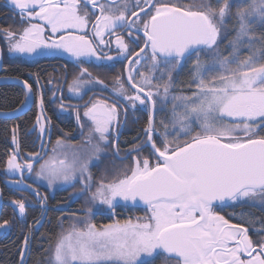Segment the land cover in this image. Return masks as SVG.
<instances>
[{
	"label": "snow or ice",
	"instance_id": "obj_1",
	"mask_svg": "<svg viewBox=\"0 0 264 264\" xmlns=\"http://www.w3.org/2000/svg\"><path fill=\"white\" fill-rule=\"evenodd\" d=\"M7 5L20 18L19 27L0 28L9 55L66 57L78 69L71 80L65 70L54 78L57 84L47 81L61 114L73 116L76 124L55 142L39 79L35 90L28 80L20 81L23 98L10 112H0L11 118L34 102L39 109L31 129L38 150L22 155L14 128L16 147L4 169L19 177L11 186L33 197L13 199L14 212L24 218L29 207L41 209L24 234L20 264H27L48 200L26 176L48 190L73 188L62 207L82 196L90 205L79 210L83 217H67V227L58 218L60 231L54 241L49 237L47 264H154L156 257L164 264H264V219L253 238L248 227L215 210L227 202L264 207V0H7ZM116 63L122 68L111 87L84 66L112 69ZM186 66V81H177ZM64 83L68 99L82 104L64 103ZM130 111L147 113L136 137L144 139L122 153L119 140ZM76 136L79 142H68ZM121 202L140 203L145 214L135 221L92 222L105 206L114 211ZM10 228L9 220L0 222V229Z\"/></svg>",
	"mask_w": 264,
	"mask_h": 264
},
{
	"label": "trees",
	"instance_id": "obj_2",
	"mask_svg": "<svg viewBox=\"0 0 264 264\" xmlns=\"http://www.w3.org/2000/svg\"><path fill=\"white\" fill-rule=\"evenodd\" d=\"M1 22L5 23L6 19L2 18ZM43 64L44 63L40 62L31 63L23 60L5 59L1 70V76L27 80L29 74L36 73L43 79L46 75ZM22 98L23 89L21 87L13 84L0 85V112L11 111L19 104ZM44 112L50 116L53 126L52 142L55 141L58 135H62L64 132H71L76 127L74 117L61 115L53 104H44ZM37 113V107L34 105L28 112L20 117L14 119L0 118V189L3 197L0 222L7 219L10 221L11 225L10 230L0 229V264H19V249L22 247L24 234L30 231L29 225L34 224L36 220L39 219L41 213L39 206L29 207L26 210V216L20 218L18 212H14L11 201L13 199L22 198L33 199V197L27 192L15 191L4 185V181L9 179L8 174L4 171L5 161L10 151L16 147V145L12 143L13 129H17L18 146L22 155L37 151L39 148L40 142L37 132L31 131L36 122ZM134 138V136L123 137L124 143L132 145L134 142L138 141H135ZM78 139H80V136L71 140L77 142ZM93 170L96 169L94 168ZM40 189L47 191L45 188ZM69 190H59L54 194H47V213L44 217L42 226L33 234L31 252L26 257L27 264H37L38 261L39 264L46 263V249L50 243L49 237L54 241L56 234L60 231L58 227V218L64 217V225H69L71 221L66 219L67 217L71 216L73 213L77 216H84L85 212L79 210L90 207V205L85 203L87 199L86 196L69 202L66 208L62 207L63 203L67 201L69 193H71ZM120 208L121 207L117 206L113 215L106 213L97 214L92 217V222L99 226L114 222L115 220L124 221L125 218H127V214L129 218H132L141 213L139 210L136 212V209H133V207L126 208L129 213L121 212ZM239 211L240 212L233 214L231 217L232 220L242 223L252 232H255L254 229H259L261 227L259 221L260 219H264V207L260 205H244ZM42 236L43 238H41Z\"/></svg>",
	"mask_w": 264,
	"mask_h": 264
},
{
	"label": "flooded vegetation",
	"instance_id": "obj_3",
	"mask_svg": "<svg viewBox=\"0 0 264 264\" xmlns=\"http://www.w3.org/2000/svg\"><path fill=\"white\" fill-rule=\"evenodd\" d=\"M2 18L6 19L5 23L1 22ZM19 26H20L19 15L13 13V11L8 7L5 0H0V28H7V27L17 28ZM231 35H233V34H227L224 36L223 40L221 41V48L224 47V45L227 43L228 39H230ZM0 48L2 51V55H3V65H4L5 59L23 60V61H27V62H31V63H39V62L44 63L43 68H44V71L46 72L45 77L42 79L41 76H39L38 74L32 73V74H29V76L27 77V80L29 81V83L33 84V87L35 90L36 80L39 79L40 83L45 85V87L42 89L44 104H53L55 106V108H57L59 113L61 114V112L59 110L60 101L58 99H56V100L53 99L52 86L47 85V81L49 79H53V84L54 85L57 84L58 81L54 78L63 77L65 74V70H67V72H68V80H71L72 76L75 74L76 71H78V69L74 68V66L70 62H67L66 57L63 59L58 58V57H34V58H30V59H21V58L13 57V56L9 55L7 48L4 46L2 41H0ZM109 54L115 55L114 52L109 53ZM66 63H67V68H65ZM3 65H2V68H3ZM84 66L89 67V70L93 72L94 76H99L101 79H104L105 82L108 83L110 87H111L112 79L114 78V76L116 74H118L121 71V68H122L121 63H116L115 67L112 69H108L106 67H94V66H91L88 64H85ZM0 78H3V76H1V71H0ZM186 79H187V66L185 67V69L181 70V72L178 74L177 81H186ZM63 88H64L63 94L65 97L64 103H66V104L71 103V104L75 105L77 103L82 104L84 102L82 100L78 101L75 99L69 100L68 99V92H67V83H64ZM57 95H60V93H57ZM89 95H91V93L85 95L84 100H87ZM104 95H107V93H104ZM34 105H36L35 102L33 103L32 106H34ZM36 107H37V105H36ZM37 111H38V108H37ZM81 111H82V109H81ZM44 114L50 119V116H48L45 112H44ZM61 115H64L66 117H73V116L68 115L67 113H64ZM146 121H147V113L146 112H135V113H133L131 111L129 112L128 123L124 127L122 134L120 136V140H119V148H120V151L122 153L124 151L130 149L131 147H133L139 143H142V141L144 139L143 136H140V139L137 142H134L132 145L125 144L123 137L125 138L128 136L129 137L134 136L135 137L134 139L136 141L137 140L136 137L141 133V130L144 128ZM51 127H52V133H53L52 123H51ZM45 139H47V137H45ZM51 139H52V137H51ZM49 147H51V145H49ZM147 154H148L147 150L145 149L143 151L142 155H147ZM134 155H135V153H134ZM117 163L119 164L120 162H117ZM123 163L128 164L129 161H124ZM26 182L30 184V182L27 180V176H26ZM39 191L41 192V194H44V192H42V190H39ZM244 205H252V204H249V203H235L234 204L232 202H227L225 204L218 206L215 210L218 211L220 215H223L225 217V219H228L231 223L241 224L239 222L232 220L231 217L233 216V214H236V212H240L239 209H241ZM119 207H121L120 208L121 212H124V213H129V211L126 210L127 207L128 208L133 207V209L135 208L136 212H138V210H139V212H141V213L136 215V217L143 216L145 214L144 207H136V206H133L131 203L126 204V205L121 203L119 205ZM100 213H104V212H100ZM126 216H127V218H129L128 214ZM127 218H125V219H127ZM249 234L253 238H256L255 232H252L250 229H249ZM162 262H163V257H158V258H155V260H154V264H162Z\"/></svg>",
	"mask_w": 264,
	"mask_h": 264
},
{
	"label": "water",
	"instance_id": "obj_4",
	"mask_svg": "<svg viewBox=\"0 0 264 264\" xmlns=\"http://www.w3.org/2000/svg\"><path fill=\"white\" fill-rule=\"evenodd\" d=\"M5 1L7 3V0H5ZM2 65H3V55H2L1 48H0V71L2 69ZM20 81H23V80H21V79H15V78H6V77H3V78H0V85L13 84V85H17V86H19V87H21L23 89L22 84L20 83ZM32 105H33V103L30 106H27L21 113L16 114L15 116H13L11 118H6V117H3V116H0V118H3V119H14V118L20 117L23 114H25L26 112H28L29 109L32 107ZM38 111H39V109H38ZM8 112H10V111H8ZM16 179H19V177L18 176H15V177L14 176H9V179H6L4 181V185L7 188H9V189H12V190H15V191H20V192H27V193L31 194L29 191L21 190L19 188H15V187L11 186L10 181L16 180ZM135 206L136 207H143V205L140 204V203H137ZM2 207H3V197H2L1 189H0V214H1V211H2ZM19 264H20V262H19Z\"/></svg>",
	"mask_w": 264,
	"mask_h": 264
},
{
	"label": "rangeland",
	"instance_id": "obj_5",
	"mask_svg": "<svg viewBox=\"0 0 264 264\" xmlns=\"http://www.w3.org/2000/svg\"><path fill=\"white\" fill-rule=\"evenodd\" d=\"M229 23H230V21H229ZM31 58H34V57H31ZM23 59H30V58H23ZM86 131V130H85ZM76 137H78V136H76ZM80 139H81V137H80ZM80 139H78V141L77 142H79V140ZM55 142V141H54ZM69 143H77L76 141H74V140H69L68 141ZM92 171H94V172H96L97 170H93L92 169ZM27 180L30 182V184H32V186L33 187H39V190H42V192H44V194L45 195H47V194H54L55 192H57V191H59V190H61V188H60V186L58 185V186H56V189L55 190H48L47 188H46V186L45 185H43V184H40V185H37L36 183H34L33 182V179L31 178V177H27ZM40 188H45L47 191H45V190H43V189H40ZM76 188H79V184H77L76 185ZM69 190L70 192H72L74 189L73 188H71V187H68V188H65V189H63V190ZM94 190V189H93ZM122 204H125L124 202H121ZM130 202H128L127 204H129ZM126 205V204H125ZM256 205H259V204H256ZM115 210V209H114ZM101 212H104V213H106V214H109V215H113V213H114V211L113 210H110V209H107V207L105 206L104 208H103V210L101 211ZM80 217H83V216H80ZM127 219H132L133 221H135V219H136V216H134V217H130V218H127ZM127 219H125V220H127ZM65 227H67L68 225L67 224H65L64 225ZM156 258H158V257H156ZM45 264H47V258H46V263ZM162 264H164V261L162 262Z\"/></svg>",
	"mask_w": 264,
	"mask_h": 264
}]
</instances>
